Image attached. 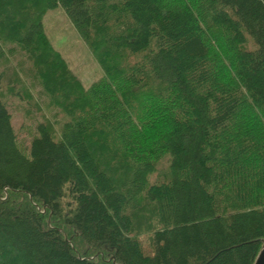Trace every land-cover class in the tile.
Instances as JSON below:
<instances>
[{
	"label": "trees",
	"instance_id": "trees-1",
	"mask_svg": "<svg viewBox=\"0 0 264 264\" xmlns=\"http://www.w3.org/2000/svg\"><path fill=\"white\" fill-rule=\"evenodd\" d=\"M57 5L100 65L87 87L45 35ZM12 43L68 119L21 144L0 77V264H253L264 0H0V58Z\"/></svg>",
	"mask_w": 264,
	"mask_h": 264
},
{
	"label": "rangeland",
	"instance_id": "rangeland-1",
	"mask_svg": "<svg viewBox=\"0 0 264 264\" xmlns=\"http://www.w3.org/2000/svg\"><path fill=\"white\" fill-rule=\"evenodd\" d=\"M42 20L45 35L53 49L61 54L82 86L87 87L102 75L100 65L61 6L47 9ZM228 40L231 41V37ZM8 46L15 49L10 53L5 52L0 58L1 91L2 99L11 114V123L17 133L18 142L27 145L29 139L35 135L38 123H46L52 136L59 139L62 125L68 119L65 112L42 89L36 66L26 50L17 43ZM225 47L224 54L231 61V50L227 52L226 49L229 48ZM244 47L256 48L249 37ZM167 167L168 156H165L157 163L148 181L152 183L165 178ZM143 245L146 249L149 245L147 239H144Z\"/></svg>",
	"mask_w": 264,
	"mask_h": 264
},
{
	"label": "water",
	"instance_id": "water-1",
	"mask_svg": "<svg viewBox=\"0 0 264 264\" xmlns=\"http://www.w3.org/2000/svg\"><path fill=\"white\" fill-rule=\"evenodd\" d=\"M262 244L260 250L253 262V264H264V239L261 240Z\"/></svg>",
	"mask_w": 264,
	"mask_h": 264
}]
</instances>
